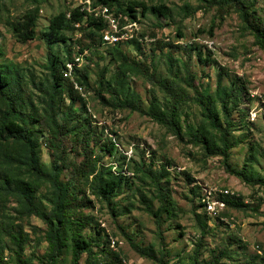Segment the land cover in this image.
Instances as JSON below:
<instances>
[{
	"label": "rangeland",
	"instance_id": "1",
	"mask_svg": "<svg viewBox=\"0 0 264 264\" xmlns=\"http://www.w3.org/2000/svg\"><path fill=\"white\" fill-rule=\"evenodd\" d=\"M85 1L0 0V65L23 77L25 92L33 94L40 113L46 107L40 87H43L42 83L46 85L49 76L46 70L49 45L46 40L39 39L26 44L19 43L12 33L11 25L26 12L39 9L37 35L40 36L53 16L85 6ZM90 1L94 3L96 0ZM139 1L149 6L167 5L171 10V18L160 20L153 13L144 17L142 9H139L141 24L138 37L145 54L139 52L137 45L132 42L121 43L131 59L145 62L164 77L179 71L182 80L178 81L180 83L177 86L186 87L192 97L195 93L194 88L188 86L190 79L201 90L214 93L222 68L228 73L222 76L224 85H230L235 78L245 82L247 92L241 107L246 114L241 118L237 111L234 113L237 128L232 134L230 162L237 168L245 167L250 180L245 181L229 172L223 156L205 155L202 145L190 139L187 123L198 126L203 118L201 108L194 100H188L187 113L181 117L185 139L179 138L167 126L147 114L116 108L103 102L96 89L100 73L104 71L108 79L115 77L113 85L119 86L121 93L137 94L142 97L146 107L151 105L155 95L163 102L167 96L138 71L123 75L119 65L109 55L112 46L104 44L103 38L101 43L99 40L96 46L81 53L79 40L84 38L76 31L69 34L72 40L66 45L54 44L53 52L59 53L63 61L69 62L78 56L84 57L80 69L88 68L89 72V85L82 92L88 101V112L84 111L82 102L76 106L83 110V120H87L90 113L93 114V120H87V126L93 129L92 135L103 139L102 144L93 141L94 157L100 159L101 165L112 166L114 171L125 162L124 172L131 176L116 198L119 215H115L108 201L95 195L92 189H88V195L96 206L85 207L84 210L95 218V222H100L106 228L110 239L118 241L115 248L112 242L110 247L120 253L125 264H161L152 256L144 255L142 250L157 257L165 254L171 264H191L195 247L200 242L197 255L200 264L224 248H228L231 254L229 258H222L219 264H264V50L257 45L254 36L234 11L220 24L215 10L209 9L199 0ZM128 2L123 0L124 8H127ZM254 5L256 14L264 22V0H255ZM214 21L217 26L211 35L210 28ZM179 31L185 34L183 39L179 38ZM90 42L91 39L85 43ZM165 43L182 48H167L164 47ZM199 52L203 58L210 54L217 64L200 63ZM104 94L108 101H113L111 93ZM70 104V99H67L66 105ZM217 107L220 112V105L217 104ZM65 116L66 112L63 111L59 117L63 120ZM111 140L117 146L115 154L108 152L106 146L103 147ZM46 141L45 137L41 140L42 160L51 166L55 157ZM66 144L72 159L78 162L84 160V154L72 151V146H76L75 139L68 138ZM164 165L170 170V175L163 177L162 184L172 195L174 205L172 212L163 213L160 224L159 217L152 211L159 210L162 205L158 184L155 177L144 172V169L153 168L156 174L161 175ZM63 168L61 178L67 182L71 172L69 167ZM203 188L211 190L216 200L223 201L222 197L240 198L243 206H233L224 200L225 210L213 216L200 203ZM52 192L51 183L43 184L38 191L37 201L46 210L53 207ZM16 205L12 201L7 208L14 217ZM25 228L30 232L26 257L32 264H47L45 255L50 251L48 224L34 215L26 219ZM202 228L206 230L204 233ZM91 229V226L87 227L86 232L91 233ZM133 241L141 251L133 246ZM4 242L9 246L6 255L14 258V244L9 237ZM96 250L101 251L98 247ZM59 264H73L71 247L65 250ZM80 264H89L88 253L84 254Z\"/></svg>",
	"mask_w": 264,
	"mask_h": 264
},
{
	"label": "trees",
	"instance_id": "2",
	"mask_svg": "<svg viewBox=\"0 0 264 264\" xmlns=\"http://www.w3.org/2000/svg\"><path fill=\"white\" fill-rule=\"evenodd\" d=\"M199 1L209 9L215 10L216 19H219L220 24L231 11L238 13L245 28L254 36L257 45L264 50V22L256 14L255 0ZM94 4L107 5L114 8L117 14H127L134 19H139V9H142L144 17L148 13H153L159 16L160 20L171 18V10L165 4L149 6L139 0H129L127 8H124L123 0H96ZM83 8L84 6H78L53 16L40 36L37 35L39 9L26 12L18 22L11 25L12 33L19 43L26 44L38 39L47 41L50 50L46 70L49 76L46 78V85L42 83L43 87H40L46 104L40 113L36 108L33 94L25 92L23 77L9 72L0 65V264H32L26 257L30 232L25 228V221L34 215L48 224L47 240L50 242V251L45 255L47 264H59L68 247L73 250V264H80L85 253H88L89 264H125L120 253L110 247V234L106 228L100 222H95V218L87 214L84 208L96 206L95 201L88 195V189H92L95 195L108 201L115 215H119L116 198L129 183L131 176L124 172L125 162L114 171L112 166L101 165L100 159L94 157L93 141L102 144L103 139L92 135L93 129L87 126V120H93V114L90 113L87 120H83V110L76 106L78 102H82L84 111L88 112L87 98L76 88L73 79L65 77L69 60L63 61L60 54L53 52L52 48L56 43L66 45L72 40L69 34L76 31L84 38L79 40L82 45L81 53L96 46L99 40L102 42L103 33L108 29L107 25ZM216 26L217 23L214 21L210 28L211 35ZM142 36L145 37L144 33ZM178 36L183 39L185 34L179 31ZM90 39L89 44L85 43ZM131 42L137 45L139 52L145 54L139 39ZM121 46L122 44L112 46L109 55L119 65L123 75L138 71L154 87H160L166 93V101H161L155 95L151 105L146 107L142 97L137 94L121 93L120 87L113 85L115 77L108 79L106 71L100 73L96 89L101 100L116 108L147 114L167 126L181 139H185L181 117L187 113L188 100H194L200 106L203 118L198 126L187 123V134L190 135V139L202 145L205 155L223 156L229 172L249 181L250 177L246 174L245 167L237 168L230 162L232 134L237 128L234 113L237 111L241 118L246 114L245 109L241 107L244 94L247 92L245 82L235 78L230 85H224L222 76L228 73L222 68L218 73V86L214 93L201 90L200 87L193 85L190 79L188 86L193 87L195 93L192 97L186 87L177 86L180 83L178 81L182 80L179 71L164 77L145 62L131 59ZM164 47L182 48L173 43H165ZM198 60L205 65L217 64L210 54L203 58L199 52ZM185 66L187 67V64ZM74 77L79 85L85 88L89 85L88 68H77ZM104 92L111 93L113 101H108ZM67 99L71 101L69 106L66 105ZM217 104L220 105V112ZM63 111L66 112V116L62 120L59 116ZM43 137L55 157L51 166H47L42 160ZM68 138L76 140V146H72V151L84 154L85 158L81 162L70 157V149L66 144ZM103 147L112 154L116 153L117 146L112 140ZM63 167H69L71 172V178L67 182L61 178ZM144 172L155 177L158 184L162 205L159 210L152 211L159 217L158 223L161 224L163 213L172 212L174 205L172 195L162 184L163 177H169L170 170L164 165L160 171L161 175L156 174L153 168L144 169ZM45 183H51L53 187V207L50 210L41 207L37 201L38 191ZM222 199L233 206H243L240 198ZM12 201L17 203L14 208L15 217L7 209ZM89 226L93 228L90 230L91 233L86 232ZM205 231V228H202V232ZM6 237H9L15 246L14 258L12 256L8 258L6 255V249L9 248L4 242ZM200 245L201 242L195 247L191 264H200L197 256ZM133 246L141 251L134 241ZM97 247L100 248V252L96 250ZM143 251L144 255L152 256L161 264H171L165 254L157 257ZM230 254L228 248H224L202 264H219L222 258H229Z\"/></svg>",
	"mask_w": 264,
	"mask_h": 264
},
{
	"label": "built area",
	"instance_id": "3",
	"mask_svg": "<svg viewBox=\"0 0 264 264\" xmlns=\"http://www.w3.org/2000/svg\"><path fill=\"white\" fill-rule=\"evenodd\" d=\"M85 10L89 11L95 18L103 20L107 25L108 29L103 33V42L109 46H115L121 43L131 42L135 39H139L140 34L139 25L141 24V19H134L127 14H117L114 8L107 5H95L90 0H86L84 4ZM141 41V39H139ZM84 60L83 56H78L75 61H70L67 63L65 70V77L71 78L75 82L76 88L84 91V87L79 85L75 81V71L77 68H81V63ZM92 111V110H91ZM118 167V166H117ZM117 171V168H116ZM200 203L206 208V211L217 216L223 212L226 208V203L224 200H216L212 196V191L207 188H203L201 193ZM112 246L115 248L118 244L116 239H112Z\"/></svg>",
	"mask_w": 264,
	"mask_h": 264
}]
</instances>
